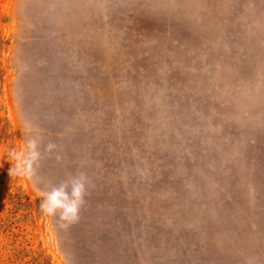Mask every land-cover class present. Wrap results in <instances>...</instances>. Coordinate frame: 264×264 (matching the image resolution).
Listing matches in <instances>:
<instances>
[{"label":"rangeland","instance_id":"374dc122","mask_svg":"<svg viewBox=\"0 0 264 264\" xmlns=\"http://www.w3.org/2000/svg\"><path fill=\"white\" fill-rule=\"evenodd\" d=\"M0 165V264H264V0H0Z\"/></svg>","mask_w":264,"mask_h":264},{"label":"clouds","instance_id":"9594fccd","mask_svg":"<svg viewBox=\"0 0 264 264\" xmlns=\"http://www.w3.org/2000/svg\"><path fill=\"white\" fill-rule=\"evenodd\" d=\"M56 147L49 142L45 151L51 152ZM42 152L38 137L29 134V138L19 151L11 149L7 153V161L11 163L9 175L27 180H34L38 176L41 165ZM2 166V165H0ZM86 175L79 172L68 180L53 185L50 190L40 192L42 197L40 210L43 214L56 216L72 225L79 220V214L85 203Z\"/></svg>","mask_w":264,"mask_h":264}]
</instances>
